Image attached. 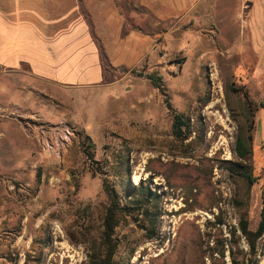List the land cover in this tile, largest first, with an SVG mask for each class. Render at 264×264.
I'll return each instance as SVG.
<instances>
[{"label":"rangeland","instance_id":"obj_1","mask_svg":"<svg viewBox=\"0 0 264 264\" xmlns=\"http://www.w3.org/2000/svg\"><path fill=\"white\" fill-rule=\"evenodd\" d=\"M119 4L129 26L156 31L137 0ZM225 17L207 30L209 39L167 44L176 52L156 71L129 74L116 88L63 92V119H40L72 128L61 158L43 153L19 117L0 118V264H88L91 256L102 259L106 245L111 264H232V254L264 264V234L251 251L241 233L243 224L255 231L260 219L264 149L254 144L248 164L234 151L264 105L253 87L263 67L241 14L233 6ZM205 49L217 53L199 73ZM18 93L0 79V107L16 103ZM173 113L190 119L188 140L173 135ZM248 171L257 178L252 185L238 175ZM113 201L118 224L106 242L103 219Z\"/></svg>","mask_w":264,"mask_h":264},{"label":"crops","instance_id":"obj_2","mask_svg":"<svg viewBox=\"0 0 264 264\" xmlns=\"http://www.w3.org/2000/svg\"><path fill=\"white\" fill-rule=\"evenodd\" d=\"M119 3L0 0V79L7 92H19L17 102L7 108L25 117L62 120L58 110L69 111L63 92L116 88L129 74L158 70L167 54L176 52L167 44L209 39L207 30L215 32L213 24L223 23L233 6L243 17V35L263 67L253 87L264 98V0H137V7L155 23L152 33L129 26ZM216 53L201 50L196 70L202 72L204 62ZM185 62L183 58L178 65L180 71ZM106 77L115 80L106 82ZM253 121L252 146L264 149V106Z\"/></svg>","mask_w":264,"mask_h":264},{"label":"trees","instance_id":"obj_3","mask_svg":"<svg viewBox=\"0 0 264 264\" xmlns=\"http://www.w3.org/2000/svg\"><path fill=\"white\" fill-rule=\"evenodd\" d=\"M147 78L150 79V81L152 82L155 88L161 89L159 77H155V75L151 74V75H147ZM243 98L247 102L248 108L250 109L251 102L249 100L247 91H243ZM164 100L167 109L172 111V107L169 104L166 97ZM262 106L264 105L262 104ZM191 132L192 131H191L190 119H187L181 115L173 113V124H172L173 135L181 141H186L190 138ZM234 151L239 160H241L244 164H248L252 156V137L248 136L246 139H244L243 137H237ZM238 175L247 182H249V184L251 185L254 184L255 181L257 180V178L253 176L252 171L239 172ZM144 196H147V194H145L144 191L142 190V197L145 198ZM145 202H148V199L145 198L143 203ZM112 203H113L112 207H109L105 213L103 219V225H102L103 227L102 239L106 242H110L111 237L114 233V229L117 227L118 224V222L116 221V209H119L118 204L116 203V201H113ZM241 233L245 238L246 243L249 246V249L251 251H254L256 241L259 238H261V236L264 234V199H262L260 219L256 230L250 231L248 230L247 224H243L241 226ZM105 247L107 250H105L102 259H99L98 256H91L88 264H111V258L113 255L112 249L108 248L107 245ZM232 264H244V263L237 262L232 254Z\"/></svg>","mask_w":264,"mask_h":264},{"label":"built area","instance_id":"obj_4","mask_svg":"<svg viewBox=\"0 0 264 264\" xmlns=\"http://www.w3.org/2000/svg\"><path fill=\"white\" fill-rule=\"evenodd\" d=\"M7 116L19 117V124L25 134L35 140L43 153L57 158L63 156L62 154L67 148L70 137H73L72 128L66 124L47 126L37 116L25 117L19 114L18 111L0 107V118Z\"/></svg>","mask_w":264,"mask_h":264},{"label":"bare ground","instance_id":"obj_5","mask_svg":"<svg viewBox=\"0 0 264 264\" xmlns=\"http://www.w3.org/2000/svg\"><path fill=\"white\" fill-rule=\"evenodd\" d=\"M133 181L137 182L138 181V176L133 177Z\"/></svg>","mask_w":264,"mask_h":264}]
</instances>
